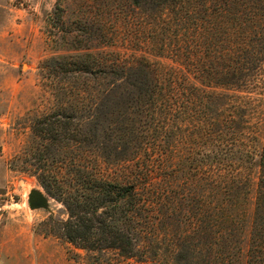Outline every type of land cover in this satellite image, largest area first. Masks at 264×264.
Listing matches in <instances>:
<instances>
[{
	"label": "rangeland",
	"instance_id": "1",
	"mask_svg": "<svg viewBox=\"0 0 264 264\" xmlns=\"http://www.w3.org/2000/svg\"><path fill=\"white\" fill-rule=\"evenodd\" d=\"M158 1L144 0L138 6L131 0H0V249L2 244L8 249L11 239L16 237L31 242L27 252L33 260L35 252L40 251L35 248L43 243L46 248L56 245L63 248L69 260L76 264H95V256L56 232L57 225L69 215L65 205L47 193L35 175V171H43L42 166L38 169L31 162H20L13 168L10 164L17 154L33 145L34 120L51 111L57 99L56 87L49 84L46 71L39 69L41 63L63 55L92 53L103 63L144 57L158 71L162 84L171 90L172 86L176 87L184 103L180 107V101L175 106L174 114L164 115L169 129L167 137L159 140L163 148L152 158L150 153H144L140 162L143 167L137 164L139 158L135 159L128 145L117 137H95L97 155L82 147L63 154L76 153L82 159L92 157L96 160H91L94 169L123 183L138 174L140 183L146 182L147 187L157 192L169 184L177 194L174 207L183 209L181 204L185 201L186 211L193 218V224L185 226L181 217L175 215L173 222L180 221L182 226L176 227L175 232L170 225L166 229L169 236H165V230L160 233L165 239L161 249H157L156 258L150 252L145 258L112 254L110 263L249 264L252 261L249 240L258 209L264 207V196L260 194L264 183L260 167L264 150V61L261 70L251 71L245 81L236 83L233 79V84H223L228 75L224 70L227 59L223 57L222 23L227 17L221 11H214L216 0H191L182 10L179 5L174 13H162L160 8L155 14L151 11H155L154 3ZM74 40L79 50L70 48L69 42ZM195 62L200 71L195 69ZM208 73L212 76L210 83H207ZM124 83L111 84L113 91L105 97L104 112H110L114 119L130 117ZM127 87L130 92L135 91V87L129 84ZM197 100L204 102V109H200ZM207 123H214L219 131L229 128L231 135L223 138L232 146L235 164L228 168L241 173L240 182L249 187L241 215L235 221L237 227L245 228L243 235L235 230L230 239H214L215 242L204 229L199 232L194 228L198 217L205 220L206 202L216 194L209 168L200 163L213 148L206 137H199L195 131L197 126L204 127ZM215 143H220V137H216ZM152 160L154 163L149 164ZM59 167V164L57 168L48 165L46 171L58 172ZM149 168L158 177L157 184L150 186L145 176ZM33 189L47 195L48 208H30L28 196ZM174 193L170 194L171 200L175 199ZM155 205L168 214L170 209L161 204V198ZM182 232L187 234L185 240L189 246L181 240ZM177 243L178 246H173ZM180 246L186 258L178 263L181 254L173 253Z\"/></svg>",
	"mask_w": 264,
	"mask_h": 264
},
{
	"label": "trees",
	"instance_id": "2",
	"mask_svg": "<svg viewBox=\"0 0 264 264\" xmlns=\"http://www.w3.org/2000/svg\"><path fill=\"white\" fill-rule=\"evenodd\" d=\"M143 1L131 0L138 6ZM186 3H191V0H159L154 3L157 6L156 9L153 8L155 11L151 12L157 14V10L161 8L162 13H174L179 5L182 10ZM214 6L215 12L221 11L227 17V21L222 23L223 57L227 59L224 70L228 75H223L226 77V83L223 84H233V79H236V83L245 81L251 71L261 70L260 64L264 61V19L261 18L264 16V0H216ZM63 40L66 41L65 38ZM75 42L76 40L74 43L69 42L70 48L79 50L80 47ZM194 66L201 70L198 62ZM39 69L46 71L49 84L56 87L57 99L51 111L34 120L33 145L17 154L10 164L17 167L16 163L31 162L38 169L42 166L43 171H35V175L47 193L65 205L69 215L68 219L57 225L56 232L69 243L95 256V264H111L109 257L112 254L125 258H145L150 252L156 258L163 239L170 235L166 229L174 226L176 232V227L182 226L180 221L185 226L193 224V218L186 211L185 201L181 204L183 209L174 207L177 194L169 184H165L157 192L147 187L146 182L140 183L138 174L131 181L123 183L94 169L92 157L82 159V155L76 153H68L66 156L63 154L69 149L82 147L91 149L92 154L97 155L95 137H117L128 145V150L133 151L135 159L139 158L137 164L142 165L144 153H150L149 157L152 158L158 149L163 148L159 140L163 141L167 137L169 129L164 115L174 114L173 109L180 103L181 93L176 92L174 86L171 90L169 86L162 84L158 71L144 57L134 60L118 58L113 62L103 63L92 53L69 54L54 58L51 62L44 61ZM210 77L212 76L208 73L207 83H210ZM120 81H125L122 86L128 93L126 105L130 117L114 119L110 112H104V103L106 95L113 91L111 84ZM128 84L135 87V91L130 92ZM197 101L200 109H204V102ZM182 104L183 101L180 107ZM116 116L119 118L121 115ZM203 126H197L195 131L199 137H206L211 142L213 150L200 159V163L209 168L216 194L211 201L206 202L208 209L205 210V220L201 221L198 217L194 228L199 229V232L204 229L216 241L230 239L235 230L242 236L245 228L242 225L237 227L235 221L241 215L249 187L240 182L241 173H235L233 169L231 172L228 168L235 164L230 149L232 146L223 138L231 135L230 130L227 128L219 131L214 123ZM216 137H220L218 145L215 143ZM86 145L89 148L84 147ZM101 150L105 156L103 148ZM94 161L96 162L95 159ZM153 161L148 162L151 164ZM58 164L61 165L58 172L46 171L48 165H56L57 168ZM206 167L205 173L208 172ZM260 167L262 180L264 150ZM149 170L151 168L145 174L150 181L147 184H157V173ZM260 189V194L264 196V183ZM171 192L174 193V200H171ZM160 198L161 204L170 209L168 214L156 207L155 202L158 203ZM182 198L185 199L186 196ZM186 203L189 204V200ZM175 215L181 217L178 224L173 222ZM253 224L249 240L252 261L249 264H264V207H259ZM164 230L163 237L160 233ZM186 230L188 229L183 231ZM181 236L184 237L181 240H185L187 234L182 232ZM186 240V246H189ZM178 253L181 254V246L173 255ZM184 258L186 257L181 254L177 262H182Z\"/></svg>",
	"mask_w": 264,
	"mask_h": 264
},
{
	"label": "crops",
	"instance_id": "3",
	"mask_svg": "<svg viewBox=\"0 0 264 264\" xmlns=\"http://www.w3.org/2000/svg\"><path fill=\"white\" fill-rule=\"evenodd\" d=\"M50 240V239H49ZM45 241H48L46 239ZM29 243L24 239L19 240L16 237H13L10 242L8 249L4 247V244L1 245L0 256L1 264H76L73 261L69 260L67 252L59 246H52L46 248V245L43 243L35 248H39L40 251H36L35 257L33 260L28 251ZM49 246V245H48Z\"/></svg>",
	"mask_w": 264,
	"mask_h": 264
},
{
	"label": "water",
	"instance_id": "4",
	"mask_svg": "<svg viewBox=\"0 0 264 264\" xmlns=\"http://www.w3.org/2000/svg\"><path fill=\"white\" fill-rule=\"evenodd\" d=\"M28 203L32 210L48 208L49 207V199L47 195L37 189H33L28 196Z\"/></svg>",
	"mask_w": 264,
	"mask_h": 264
}]
</instances>
